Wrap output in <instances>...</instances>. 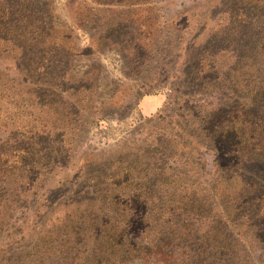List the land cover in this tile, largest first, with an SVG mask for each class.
I'll return each instance as SVG.
<instances>
[{"label":"rangeland","instance_id":"rangeland-1","mask_svg":"<svg viewBox=\"0 0 264 264\" xmlns=\"http://www.w3.org/2000/svg\"><path fill=\"white\" fill-rule=\"evenodd\" d=\"M261 33L264 0H0L3 181L25 187L0 216V264L48 243L57 259V222L81 204L150 247L107 264L170 263L156 238L176 264H264V161L220 160L205 124L264 120Z\"/></svg>","mask_w":264,"mask_h":264},{"label":"trees","instance_id":"trees-1","mask_svg":"<svg viewBox=\"0 0 264 264\" xmlns=\"http://www.w3.org/2000/svg\"><path fill=\"white\" fill-rule=\"evenodd\" d=\"M262 36L264 35L262 34ZM258 65H262V67H264V58H262L261 63H258ZM250 76H253V74ZM261 80L262 77H260V79L258 80V84L261 85H258V87L253 91L254 95L252 105L258 104V102H264V83H262ZM216 111L217 114L219 110ZM216 114L214 116H210L209 120L205 124L208 126L206 127L208 128L206 129L207 135L209 134L211 129L208 140L212 146L213 151L215 152V154H217L220 160L225 158L232 159L236 164H240V167L241 164L247 165L248 162L259 164L258 162H254V159L258 161H264V120H261L258 124H256L255 121L249 122L248 120H246L245 114L240 113L236 121H233L234 123L222 124V126L217 127L215 122L213 121L214 118H216ZM8 152V148L0 143V216H6L8 215V213H10L9 201L14 200V197L20 195V188H25L17 184H7L3 181L4 175L7 173V170L5 169L6 167H4L5 158H9L10 155H12L11 153L8 154ZM32 155L33 153L28 154V156ZM39 156L42 159L48 157V155ZM25 159L26 153L17 150L13 164L16 165L20 162H24ZM220 160L219 163L221 162ZM262 165V170L264 173V163ZM241 175L242 173L236 174V176H238L239 178H241ZM225 179L231 181L230 183H232L233 181V179H230L229 176H227V178ZM121 205L125 207L126 202L124 201L123 203H121ZM92 206L93 205L89 207ZM77 208L80 210H78ZM77 208L67 212L63 217V220H59L57 222V226L62 227L60 229V232L65 234L67 237L64 239V246H61V248H59L57 259H53V256H51L50 258L47 257V252L43 251L51 247V245L48 243L47 245L49 247L45 246L44 248H42V256L41 258L38 257L39 260L36 264H39L43 261H45V264H65V259L68 256L73 255L77 257L78 253H80V251H78L79 248H83V246L85 245H87V247L85 248L87 249V254H83L81 257L82 259L86 258V262H82L84 264H92L93 261L96 262V264H107L110 258H114L115 261L116 259H122L123 257L130 256L135 253H144L150 251V247L132 244V240L129 238L128 232L125 233L126 229L130 226L128 222H126L125 224H121L119 222V218L114 217L113 215L101 214L100 211L96 214H90L87 211L86 205L82 207L81 204L80 206L78 205ZM167 209L170 210V208ZM169 217L170 216L165 218L168 219ZM162 219L163 218L154 217V221L151 227H157L158 230L161 231L164 226L162 225V223H160ZM163 221L164 223L166 222V220L164 219ZM171 232H169V234H172ZM156 233L158 234L157 231ZM141 236L143 237L145 235ZM163 239H152V243L158 246V250H165L163 256L160 257L166 260V262L170 261V263L167 264H176V259L178 258V256L174 255V251L172 249L168 250L169 248L166 244L162 245V243L164 244ZM221 239L220 243L222 241L223 245H227L229 243L227 237H223ZM94 249H98L102 253L97 257ZM36 250L38 249H35L33 251ZM89 250H92L91 254L96 258H92L90 256ZM24 251L25 250H19L17 251V254H13L11 257L18 256ZM155 252L156 251H154L153 254H156ZM191 259L193 261L192 264L214 263L211 259H206L201 256L197 257L195 256V254L191 257ZM9 261L13 264H22L23 260L20 261L21 263H17L16 258H11L9 259ZM217 261L218 262L216 263L218 264L221 260L217 259Z\"/></svg>","mask_w":264,"mask_h":264}]
</instances>
